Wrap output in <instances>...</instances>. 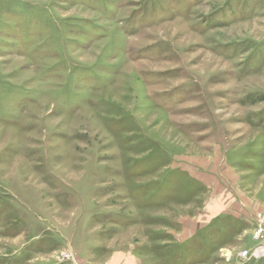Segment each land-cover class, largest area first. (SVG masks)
Here are the masks:
<instances>
[{"label": "rangeland", "instance_id": "obj_1", "mask_svg": "<svg viewBox=\"0 0 264 264\" xmlns=\"http://www.w3.org/2000/svg\"><path fill=\"white\" fill-rule=\"evenodd\" d=\"M258 215L264 0H0V264H264Z\"/></svg>", "mask_w": 264, "mask_h": 264}, {"label": "built area", "instance_id": "obj_2", "mask_svg": "<svg viewBox=\"0 0 264 264\" xmlns=\"http://www.w3.org/2000/svg\"><path fill=\"white\" fill-rule=\"evenodd\" d=\"M257 228L255 230V238L264 242V216L258 215L256 219ZM258 250H263L262 248H257L250 256L251 258L257 260L261 258V255L257 252Z\"/></svg>", "mask_w": 264, "mask_h": 264}, {"label": "bare ground", "instance_id": "obj_3", "mask_svg": "<svg viewBox=\"0 0 264 264\" xmlns=\"http://www.w3.org/2000/svg\"><path fill=\"white\" fill-rule=\"evenodd\" d=\"M259 254H263V250H258L257 251Z\"/></svg>", "mask_w": 264, "mask_h": 264}]
</instances>
